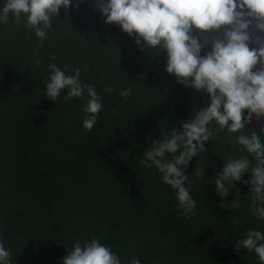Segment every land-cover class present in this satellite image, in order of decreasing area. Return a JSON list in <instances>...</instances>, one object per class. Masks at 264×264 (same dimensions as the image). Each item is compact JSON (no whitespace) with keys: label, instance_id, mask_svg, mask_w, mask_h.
Instances as JSON below:
<instances>
[{"label":"trees","instance_id":"16d2710c","mask_svg":"<svg viewBox=\"0 0 264 264\" xmlns=\"http://www.w3.org/2000/svg\"><path fill=\"white\" fill-rule=\"evenodd\" d=\"M95 9V0L78 7L73 0L53 18L43 46L24 20L17 25L10 16L0 24V241L11 264H63L75 241L93 238L121 264L133 257L140 264H260L254 252L236 248L249 229L264 232V220L251 212L250 185L234 182L221 197L213 183L224 163L246 155L235 137L251 135L253 125L209 140L182 169L196 201L185 217L175 191L140 161L152 141L182 128L210 96L166 71V51L142 50ZM51 63L70 75L79 68L81 81L101 97L91 131L83 129L86 92L66 100L65 89L56 102L47 98ZM237 199L240 206L230 207Z\"/></svg>","mask_w":264,"mask_h":264},{"label":"clouds","instance_id":"9594fccd","mask_svg":"<svg viewBox=\"0 0 264 264\" xmlns=\"http://www.w3.org/2000/svg\"><path fill=\"white\" fill-rule=\"evenodd\" d=\"M81 2L76 0L77 7ZM95 3V10L106 18L105 23L119 25L135 37L136 45L142 46V50L150 49L154 56L166 51V71L175 75L178 83L210 96V104L202 110L194 109L192 118L182 128L173 127L152 141L140 161L155 167L163 183L175 191L185 217H190L195 212L196 201L190 195L191 179L182 169L207 151L205 144L209 140L224 132L241 133L252 124L253 115L264 117V43L257 41L258 49L249 48L252 39L249 29L254 21L256 30L264 33V0H95ZM72 4L73 0H4L0 24H7L10 16L17 25L24 20L25 27L34 31L43 46L52 30L53 18L59 17L62 8L69 10ZM202 49L206 50L203 56ZM258 65L259 70L254 71ZM48 68L50 76L45 88L49 100L56 102L65 89L66 100L83 98L87 93L83 129L91 131L103 107L96 89L81 81L79 68L71 75L67 74V68L62 70L55 63ZM106 90L110 92L111 88ZM130 94L129 88L120 92L125 101ZM261 137L256 131L236 136L235 142L246 155L224 163L222 173L213 183L221 197L229 195L234 182L250 185L252 215L264 220ZM168 155L171 159L166 158ZM245 173L251 175L250 180L242 181ZM236 196L239 197V190ZM229 206L238 208L240 202L234 200ZM236 248L254 252L260 264H264V232L249 229ZM10 256V250L0 241V264H11ZM63 264H121V260L110 247L93 238L83 244L75 241ZM128 264H140V259L133 257Z\"/></svg>","mask_w":264,"mask_h":264},{"label":"water","instance_id":"95a60500","mask_svg":"<svg viewBox=\"0 0 264 264\" xmlns=\"http://www.w3.org/2000/svg\"><path fill=\"white\" fill-rule=\"evenodd\" d=\"M249 32L252 34V39L249 44V48L258 49L260 44L257 41H259L260 43H264V33L256 30L255 21L253 22V26L249 29ZM259 68L260 65H258L257 68L254 69V71H258ZM252 125L256 131H258L264 136V117L257 118L255 115H253Z\"/></svg>","mask_w":264,"mask_h":264}]
</instances>
